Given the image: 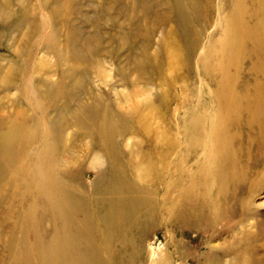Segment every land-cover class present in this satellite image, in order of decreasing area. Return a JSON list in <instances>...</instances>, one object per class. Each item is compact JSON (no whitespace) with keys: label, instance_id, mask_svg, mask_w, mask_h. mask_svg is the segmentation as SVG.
I'll use <instances>...</instances> for the list:
<instances>
[{"label":"rangeland","instance_id":"obj_1","mask_svg":"<svg viewBox=\"0 0 264 264\" xmlns=\"http://www.w3.org/2000/svg\"><path fill=\"white\" fill-rule=\"evenodd\" d=\"M167 1L0 0L1 128L16 125L19 121L15 117L16 112L19 108L23 110L27 106V113L34 115V121L38 120L34 122L36 125L42 126L44 130L48 126L46 132L53 134L62 132L60 144L68 145L70 148H66L65 152L75 156L72 162H68L67 158L63 159V168L72 176L70 183L81 186L87 201H92L94 197H101L102 193L97 192L101 188L99 185L103 187L108 183L109 161L100 147L94 145L85 134L88 131L89 119L91 116H95L100 122L106 119L108 123L112 122L113 128L117 127L110 133L115 139L109 144L114 149L113 162L124 169L131 183L138 188L146 187V193L152 202L148 218L140 221L136 230L128 231V234L132 235V242L124 248L114 247L116 251L118 249L133 256L129 257L132 262L130 264H264L263 164L259 167L251 166L250 168L258 170V173L249 177V181H237L235 189L231 187L223 192L216 188L213 191L217 202L209 201V211L214 214L209 217V221L214 223L215 227L206 226L202 233L197 234L194 230L185 231L186 228L181 223L179 229L173 228L174 231L161 224V183L155 178L156 175L151 179L143 175L144 169L140 164L143 155L150 148L160 147L159 131L163 119H173L181 131H184L188 124H184V117L189 119L190 116H196L205 123L210 119H222L225 124L227 120L225 127L229 129V136L236 147L233 150L237 156L244 155L245 151H239L237 147L247 144L249 136L256 138L257 129V124L247 119L249 115L243 107H225V95L223 106L219 105V95L215 94L218 89V77L214 75L218 58L216 51L212 50L210 55H205V64L209 63V71L198 62L204 55V50L207 54L213 49L214 47L209 45H213L221 35V26L216 23L219 19L217 13H213L207 25L198 26L200 37L191 52L190 67L179 64L175 71L171 70L169 53L162 45L167 28L157 20L159 13L165 11ZM227 6L224 0H214L217 12L220 9L226 10ZM127 8H133V12L128 14ZM144 8L151 9L150 12L155 10L156 14L151 13L148 18L147 13L141 11ZM40 12L45 13L49 19L45 17L48 24L42 23L39 27ZM33 20L34 26L31 25ZM50 33L54 45L61 52V63L58 54L50 49L48 51L45 47L38 48L40 37ZM68 39L73 45L68 44ZM191 42L192 38H189L181 45L187 47L188 44L191 51ZM29 53L34 55L31 63L28 62ZM144 53H148L154 57L153 61H157L158 73L147 74L146 68L137 66ZM185 56L182 51L179 60L182 61ZM72 57H80L82 60L68 62ZM40 59L46 61L42 71L38 64ZM57 63L67 70V75L61 82L58 80L59 70L56 71L59 67ZM47 66L51 68L50 73L46 72ZM153 66L154 64L147 63L150 69ZM250 66V59L246 56L236 74V90H242L244 83L250 84L253 80ZM26 67L27 73L32 71L30 73L34 80L33 85L39 90V94L35 93L36 96L29 99L30 105L22 103L24 99L18 90L22 88L20 82L22 85L24 82L20 81L22 76L17 71ZM5 76H14L13 81L16 84L4 86L3 89L2 80ZM175 76L181 83L182 79L185 80V92H182L179 82L173 84L172 79ZM258 78L264 82L261 75ZM148 107L154 110L155 114L149 123L142 127L144 124L140 117L146 115ZM226 111L232 113L224 115ZM38 130L41 134L40 129ZM75 134L80 139L74 141L72 138ZM260 141L264 148V131L260 134V140H252L249 149L252 152L260 149L257 147ZM74 144L76 147L73 149ZM188 147L182 145L181 153L188 152L192 155H189V159L193 162L200 149L195 151ZM160 154L161 152L157 151L152 157L156 167L159 166ZM191 162L190 166L194 169L198 164L192 165ZM240 211H243V215ZM2 212L0 206V231ZM3 239L4 237L0 238V257H9L5 252L7 249ZM244 245L254 248L258 257H234ZM116 251L112 254L110 252L112 263L124 264L122 257L115 256ZM103 255L108 256L105 253Z\"/></svg>","mask_w":264,"mask_h":264},{"label":"bare ground","instance_id":"obj_2","mask_svg":"<svg viewBox=\"0 0 264 264\" xmlns=\"http://www.w3.org/2000/svg\"><path fill=\"white\" fill-rule=\"evenodd\" d=\"M224 2L228 4L226 10L220 9L217 12L214 0H168L165 11L159 13L157 19L159 24L167 28L162 45L169 53L171 70L175 71L179 64L190 67L191 52L200 37L199 27L207 25L213 13H217L219 19L216 23L221 26V35L213 45H209L213 46V49L207 54L204 50V55L198 62L209 71V63L205 64L207 58L205 55H210L212 50L216 51L218 58L215 60L217 63L214 75L218 77L216 87L218 89L215 94L219 95L217 97L219 105L223 106L225 95L227 97L225 107L230 108V105L234 109L243 107L249 115L247 119L257 124L256 138L249 136L245 147L243 145L237 147L239 151L245 149L244 155L237 156L233 150L236 147L229 136V129L225 127L227 120L225 124L222 119H210L205 123L196 116H190L189 119L184 117V124H188L187 128L181 131L173 119L169 118L168 121L163 119L159 131L160 147L150 148L143 155L140 165L144 169L143 175L149 179L156 175L155 178L161 183L160 221L168 229H179L181 223L185 226V231L194 230L200 234L206 226L215 227L216 225L209 221V217L214 215L209 211V201L217 202L213 191L216 188L223 192L230 190L231 187L236 188L237 181H249V177L258 173V170H252L251 166L264 165L262 141L257 145L260 149L257 148L253 152L249 149L252 140H260V134L264 131V82L258 78L259 75L264 78V0ZM132 10L133 8H127L128 14L133 12ZM150 10L144 8L141 11L147 13L150 18L151 13L156 14L155 10L152 12ZM40 13L39 27L48 24L46 18L49 19L45 13ZM34 24L35 20L31 25ZM51 35V33L42 35L37 42L38 48L45 47L48 51L58 54L61 63L59 58L61 52L54 45ZM189 38H192L191 51L188 44L187 47L181 45ZM69 43L73 45L68 39ZM182 51L186 56L181 61L179 54ZM29 54L28 62L31 63L34 55ZM246 56L250 59L252 68L250 74L253 80L250 84L244 83L242 90L238 91L234 86L236 74L242 59ZM76 59H80V62L82 60L80 57H72L68 62ZM153 59L154 57L144 53L137 66L146 68L147 74H156L159 71L157 61ZM147 63L154 64L153 68L147 67ZM38 64L42 71L46 61L40 59ZM57 66L58 80L61 82L65 79L67 70L62 69L59 63ZM27 68H20L17 71L22 76L20 81L24 82L22 85L19 81L22 88L18 90L24 99L22 103L30 105L29 99L35 97L39 90L33 85L34 80L30 73L32 71L27 73ZM0 71L2 72V68ZM46 72L50 73L51 68L47 66ZM14 76H5L2 80L3 89L4 86L16 84L13 81ZM172 81L173 84L179 82L182 85L179 84L182 92L186 91L183 86L185 80L182 79L181 83L175 76ZM27 112V106L23 110L19 108L15 114L19 119L16 125H6L7 128L3 126L1 128L0 125V206L3 211L0 238L4 237L3 244L7 249L5 252L9 255L0 257V264H113L112 257H109L110 252L112 254L116 251L114 247L124 248L132 242V235H129L128 231L136 230L140 221L148 218L152 203L146 193L148 192L146 187L138 188L131 183L124 169L113 162L114 149L109 144L115 139L110 133L117 127L113 128L112 122L108 123L106 119L103 122L95 116L89 119L88 131L85 134L94 145L100 147L109 161L107 172L109 179L105 186L99 185L101 188L97 192L102 193L101 197H92V201H87L81 186L70 183L72 176L63 168L65 163L63 159L67 158L68 162H72L75 156L65 152L66 148H70L68 145L60 144L62 132L57 134L46 132L48 127L46 121L44 130L42 126L34 123L38 121H34V115ZM229 112L231 111L223 114L228 116ZM154 114V110L149 109L146 115L140 117L144 124L142 127L149 123ZM77 138L78 135L75 134L72 139L75 141ZM182 145L184 147L188 145L195 151L200 149L193 162L189 159L192 155L188 152L181 153ZM75 147L74 144L72 148ZM63 151L66 153L65 156ZM157 151L161 152V156L159 166L156 167L152 157ZM189 161L192 165L193 163L198 165L193 169ZM229 185L231 186L228 187ZM242 213L243 211H240V214ZM10 224L11 226H8ZM180 231L182 232V229ZM104 253L108 256L105 257ZM115 256L122 257L124 264H130L129 257H133L128 252L124 253L118 249ZM240 256L258 257L254 248L245 245L240 247L237 256L234 257Z\"/></svg>","mask_w":264,"mask_h":264}]
</instances>
